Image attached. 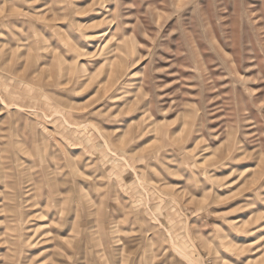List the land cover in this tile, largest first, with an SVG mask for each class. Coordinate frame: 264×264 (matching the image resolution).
<instances>
[{
	"label": "rangeland",
	"instance_id": "obj_1",
	"mask_svg": "<svg viewBox=\"0 0 264 264\" xmlns=\"http://www.w3.org/2000/svg\"><path fill=\"white\" fill-rule=\"evenodd\" d=\"M0 264H264V0H0Z\"/></svg>",
	"mask_w": 264,
	"mask_h": 264
},
{
	"label": "bare ground",
	"instance_id": "obj_2",
	"mask_svg": "<svg viewBox=\"0 0 264 264\" xmlns=\"http://www.w3.org/2000/svg\"><path fill=\"white\" fill-rule=\"evenodd\" d=\"M46 13V12H45ZM109 31H106L104 33H97L95 38H102L103 36H105ZM104 48H109V41L107 40L106 42H104L103 46L101 49H104ZM109 52V51H107ZM24 188L25 190L23 191V194H24V199H21V201H18L19 203V206L23 205V206H26L28 205V203H30V200H37L38 198H40V194L37 192V190L35 189V187L33 185H35V182L34 184L32 182H30L29 180L25 181L24 182ZM5 189H3L4 191ZM12 195L13 197H17V195L15 193L12 192ZM21 196H22V193H21ZM16 199V198H15ZM37 202V201H36ZM48 202V201H47ZM31 206H34V204H30ZM22 207V206H21ZM19 219L21 218V220H23L25 218V216H21V215H18Z\"/></svg>",
	"mask_w": 264,
	"mask_h": 264
}]
</instances>
